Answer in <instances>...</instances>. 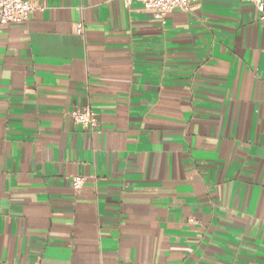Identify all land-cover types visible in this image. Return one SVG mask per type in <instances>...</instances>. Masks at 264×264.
<instances>
[{
    "label": "crops",
    "instance_id": "crops-1",
    "mask_svg": "<svg viewBox=\"0 0 264 264\" xmlns=\"http://www.w3.org/2000/svg\"><path fill=\"white\" fill-rule=\"evenodd\" d=\"M31 1L0 27V264H264L255 6Z\"/></svg>",
    "mask_w": 264,
    "mask_h": 264
},
{
    "label": "built area",
    "instance_id": "built-area-1",
    "mask_svg": "<svg viewBox=\"0 0 264 264\" xmlns=\"http://www.w3.org/2000/svg\"><path fill=\"white\" fill-rule=\"evenodd\" d=\"M128 6L131 0H123ZM153 20L164 23L167 15L174 10H193L199 0H136ZM251 2L258 13V19L264 21V0H243ZM41 7L36 6L31 0H0V27L24 24L30 15ZM75 33H83V25L75 26ZM72 120L86 128H94L97 125L96 114L89 106L74 108L69 113ZM84 182L82 176L72 178V187L79 190Z\"/></svg>",
    "mask_w": 264,
    "mask_h": 264
}]
</instances>
